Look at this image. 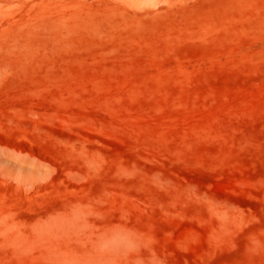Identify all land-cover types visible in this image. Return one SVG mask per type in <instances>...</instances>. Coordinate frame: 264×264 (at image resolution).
I'll return each instance as SVG.
<instances>
[{"label": "rangeland", "instance_id": "obj_1", "mask_svg": "<svg viewBox=\"0 0 264 264\" xmlns=\"http://www.w3.org/2000/svg\"><path fill=\"white\" fill-rule=\"evenodd\" d=\"M0 264H264V0H0Z\"/></svg>", "mask_w": 264, "mask_h": 264}]
</instances>
